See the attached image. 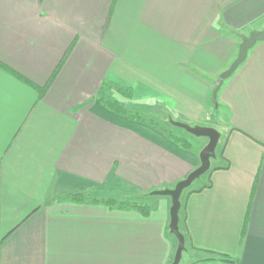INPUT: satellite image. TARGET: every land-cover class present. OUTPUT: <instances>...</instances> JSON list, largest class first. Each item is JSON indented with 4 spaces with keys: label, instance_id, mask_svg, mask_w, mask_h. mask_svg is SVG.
<instances>
[{
    "label": "crops",
    "instance_id": "1",
    "mask_svg": "<svg viewBox=\"0 0 264 264\" xmlns=\"http://www.w3.org/2000/svg\"><path fill=\"white\" fill-rule=\"evenodd\" d=\"M263 25L264 0H0V264H169L170 198L151 192L207 138L181 147L168 116L220 133L208 185L180 195L183 264H264V40L211 101ZM137 193L145 215L102 201Z\"/></svg>",
    "mask_w": 264,
    "mask_h": 264
},
{
    "label": "water",
    "instance_id": "2",
    "mask_svg": "<svg viewBox=\"0 0 264 264\" xmlns=\"http://www.w3.org/2000/svg\"><path fill=\"white\" fill-rule=\"evenodd\" d=\"M240 42L238 44L237 54L230 65L219 73L211 89V101L217 107V92L223 82L230 77L239 65L244 62L251 49L258 41L264 40V25L261 29H254L248 34H239ZM172 123L184 129L186 132L196 137H205L207 142L199 152L200 163L192 169L186 177L177 181L173 187L156 189L151 192L154 195L168 196L170 198L169 222L170 233L176 238V248L172 261L169 264H179L182 252L185 249V237L179 229V211L181 207L180 195L184 189L189 187L192 182L207 172L211 165V159L216 155V147L220 138L219 131L209 125H191L181 121Z\"/></svg>",
    "mask_w": 264,
    "mask_h": 264
},
{
    "label": "trees",
    "instance_id": "3",
    "mask_svg": "<svg viewBox=\"0 0 264 264\" xmlns=\"http://www.w3.org/2000/svg\"><path fill=\"white\" fill-rule=\"evenodd\" d=\"M107 101L109 102L110 106L113 109H115L116 111L121 112V113H126L124 105L121 104L118 100L107 99ZM134 117L141 119L139 114H135ZM152 124L157 127L156 122L152 123ZM164 131L171 139H173L181 147L187 148V149L191 147V139H192L193 135L186 132L184 129H182L178 126H175L170 120H166ZM214 168H216V167L210 166V168L207 172H205L199 178L195 179L192 182V184L189 187H187L186 189L199 190L202 187L208 185V183H209L208 173H210V171ZM205 177L207 178L206 179L207 181L202 183L201 181L203 179H205ZM200 183H202V184H200ZM186 189H184V190H186ZM83 194L84 193H77V194H74L73 197L77 198L79 196H83ZM145 197H146V195H144L142 193L141 194L137 193V194H132V195H124L121 199H117L113 196H109V197L103 198L104 200H102V201H104L106 204L111 205V206L112 205L113 206L119 205L120 207H123V208H133V209H136L140 213L145 215L149 211L148 205L142 201V199ZM181 213H182V205H181L180 211H179V229L184 234V237L186 239L187 235L185 233V229H184L183 224H182ZM207 258H218L220 260H228V258L226 256L221 255V254L218 255V254H214V253L209 255V257H207Z\"/></svg>",
    "mask_w": 264,
    "mask_h": 264
},
{
    "label": "rangeland",
    "instance_id": "4",
    "mask_svg": "<svg viewBox=\"0 0 264 264\" xmlns=\"http://www.w3.org/2000/svg\"><path fill=\"white\" fill-rule=\"evenodd\" d=\"M164 115H161L160 117H162V118H165V116L163 117ZM166 118H167V116H166ZM167 120H170L171 122H172V120L170 119V117L168 116V118H167ZM208 121H210V119L208 120ZM213 121V120H212ZM165 126V125H164ZM193 139V138H192ZM197 183V182H196ZM175 241H176V238H175ZM175 243H177V242H175ZM175 248H176V246H175ZM175 251V250H174ZM173 255H174V253H173ZM173 258V257H172ZM185 258H186V256H183V258H182V260H181V262L179 263V264H183L184 262H185Z\"/></svg>",
    "mask_w": 264,
    "mask_h": 264
}]
</instances>
